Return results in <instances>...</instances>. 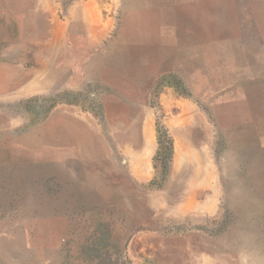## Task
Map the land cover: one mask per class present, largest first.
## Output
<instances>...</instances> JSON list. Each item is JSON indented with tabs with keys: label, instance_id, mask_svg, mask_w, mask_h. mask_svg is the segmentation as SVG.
I'll return each instance as SVG.
<instances>
[{
	"label": "rangeland",
	"instance_id": "obj_1",
	"mask_svg": "<svg viewBox=\"0 0 264 264\" xmlns=\"http://www.w3.org/2000/svg\"><path fill=\"white\" fill-rule=\"evenodd\" d=\"M98 2L0 0V264H264V0Z\"/></svg>",
	"mask_w": 264,
	"mask_h": 264
},
{
	"label": "crops",
	"instance_id": "obj_2",
	"mask_svg": "<svg viewBox=\"0 0 264 264\" xmlns=\"http://www.w3.org/2000/svg\"><path fill=\"white\" fill-rule=\"evenodd\" d=\"M36 1H43V2H52L54 0H36ZM92 1H99V17L100 20L101 19H105L106 18V9L104 8V3L101 5V2L105 0H86V4L90 5V2ZM101 1V2H100ZM52 26L55 28L54 30L56 31V33H59L63 27L62 23H53ZM65 28V27H64ZM59 31V32H58ZM33 88H36L37 85H32ZM147 231H150L149 229L144 230L143 235H138V233H134L133 237H130L128 239V244H127V252L129 254L130 257L134 258V259H142L145 258L147 260V264H154V261H152L151 258H154L156 256L157 253H155L153 250H150V246H148V242H150V240L152 239V235L150 233H148ZM141 243V244H140ZM146 243V244H145ZM150 258V259H149Z\"/></svg>",
	"mask_w": 264,
	"mask_h": 264
},
{
	"label": "bare ground",
	"instance_id": "obj_3",
	"mask_svg": "<svg viewBox=\"0 0 264 264\" xmlns=\"http://www.w3.org/2000/svg\"><path fill=\"white\" fill-rule=\"evenodd\" d=\"M186 114V113H185ZM187 153H189V152H187ZM191 153V152H190ZM197 153V152H196ZM192 154V153H191ZM191 157V156H190ZM194 158V157H193Z\"/></svg>",
	"mask_w": 264,
	"mask_h": 264
}]
</instances>
